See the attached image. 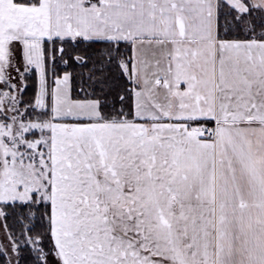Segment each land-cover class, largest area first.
Listing matches in <instances>:
<instances>
[{
    "label": "snow or ice",
    "instance_id": "obj_1",
    "mask_svg": "<svg viewBox=\"0 0 264 264\" xmlns=\"http://www.w3.org/2000/svg\"><path fill=\"white\" fill-rule=\"evenodd\" d=\"M0 264H264V0H0Z\"/></svg>",
    "mask_w": 264,
    "mask_h": 264
}]
</instances>
